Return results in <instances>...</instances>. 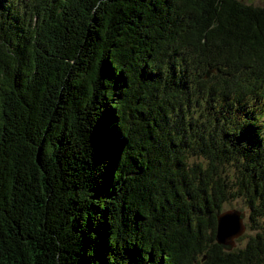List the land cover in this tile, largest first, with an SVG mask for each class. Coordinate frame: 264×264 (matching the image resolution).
<instances>
[{
  "label": "trees",
  "instance_id": "1",
  "mask_svg": "<svg viewBox=\"0 0 264 264\" xmlns=\"http://www.w3.org/2000/svg\"><path fill=\"white\" fill-rule=\"evenodd\" d=\"M0 264H264V7L0 0Z\"/></svg>",
  "mask_w": 264,
  "mask_h": 264
},
{
  "label": "water",
  "instance_id": "2",
  "mask_svg": "<svg viewBox=\"0 0 264 264\" xmlns=\"http://www.w3.org/2000/svg\"><path fill=\"white\" fill-rule=\"evenodd\" d=\"M243 213L232 210L220 212L216 216L214 242L215 244L232 249L236 240L243 231Z\"/></svg>",
  "mask_w": 264,
  "mask_h": 264
},
{
  "label": "rangeland",
  "instance_id": "3",
  "mask_svg": "<svg viewBox=\"0 0 264 264\" xmlns=\"http://www.w3.org/2000/svg\"><path fill=\"white\" fill-rule=\"evenodd\" d=\"M241 1H243L245 3L252 4V5H257V6L264 7V0H241ZM194 160H195L194 158H189L188 159V161L190 163L196 162ZM224 171L227 174V178L229 179L230 187H232L233 184L235 183L234 169L233 168H229V169H225ZM232 209H234L235 211L243 213V218H242L243 231H242V233H241V235L239 237H241L242 235H253L254 231H252V229H256L257 227H255V226H253L252 224L249 223L248 218H247V208L245 207L244 202L242 201V199L240 197L229 198L227 202L222 204V208H221L222 211L232 210ZM257 224L260 225L261 224V220H257ZM251 225H252V229H250ZM246 239L247 238L245 237L239 242L234 240V246L233 247H243Z\"/></svg>",
  "mask_w": 264,
  "mask_h": 264
}]
</instances>
